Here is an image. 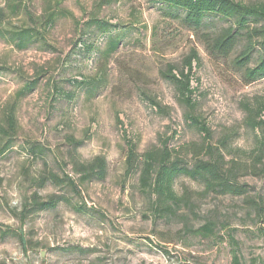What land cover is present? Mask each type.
<instances>
[{"label":"rangeland","instance_id":"374dc122","mask_svg":"<svg viewBox=\"0 0 264 264\" xmlns=\"http://www.w3.org/2000/svg\"><path fill=\"white\" fill-rule=\"evenodd\" d=\"M20 1L12 15L6 0H0L2 27L31 25L25 9L37 17L56 7V1L66 13L46 30V45L40 41L17 50L0 38V122L11 102L17 121L9 147L0 153V263L231 264L235 250L240 264H264V175L239 176L246 190L240 196L207 190L179 176L175 191L187 192L190 204L167 212L138 190L137 172H127L126 164L131 145L141 154L167 140L173 156L192 166V144L198 146L203 138L186 123L189 111L209 127L212 147L221 148L226 138L225 160H247L256 135L243 123L240 102L264 93V78L243 86L228 60L211 57L194 35L166 20L149 0L103 5L102 0ZM94 17L115 25L112 35L121 36L111 55L103 54L110 35L101 38ZM209 22L213 28L223 24L215 18ZM91 45L92 55L86 47ZM193 48L194 104L189 108L178 102L161 72L170 65L185 68ZM35 78V88L17 98V91ZM4 140L0 135L3 149ZM204 154L200 151L199 157L208 158ZM97 156L106 162L104 179H82L75 162ZM53 194L64 200L23 215L25 202ZM249 198L263 211L254 209ZM207 221L215 223L213 236L192 232Z\"/></svg>","mask_w":264,"mask_h":264},{"label":"trees","instance_id":"16d2710c","mask_svg":"<svg viewBox=\"0 0 264 264\" xmlns=\"http://www.w3.org/2000/svg\"><path fill=\"white\" fill-rule=\"evenodd\" d=\"M112 1L116 0H102L100 5L109 4ZM149 1L157 5L166 20L178 24L194 35L211 57L221 61L228 60L239 74L243 86L264 78V3H245L237 0ZM5 3L12 15H16L22 5L20 0H6ZM25 13L31 20V25L23 24L16 30H12L0 24V38L9 41L17 50L28 49L40 41L46 45L44 37L46 30L66 12L59 9V2L56 1V7L49 6L40 16L34 17L28 9H25ZM3 17L0 8V20ZM210 18L222 22V26L213 28L210 26ZM91 21L100 29L101 38L110 35L103 54L104 56L111 55L121 42L120 35H112L114 30L110 27H115V25L95 17ZM86 47L92 55L93 45ZM257 49L260 53L256 60H253ZM196 58L197 54L193 48L186 58L185 68L177 69L170 65L161 72V77L174 86L178 102L189 108H192L194 104L192 100L194 90L190 85V75L192 61ZM175 70L177 71L174 72ZM35 85L36 78L26 81L17 91V98L24 97L35 88ZM154 104L158 105L156 102ZM240 107L244 114L245 127L251 129L256 135L255 146L249 152L247 160L241 161L234 157L225 160L226 138L220 142L221 148L212 147L209 143L211 138L209 127L205 121L189 111L184 115L186 123L194 126L203 138L198 146L192 144L195 147L193 153L196 158L193 165H182L178 157L173 156L172 150L168 148L167 140L161 148H150L141 154H137L131 145L126 155L127 172H137L138 190L153 196L156 206L167 212L175 211L181 205L190 204L187 192L178 194L175 191L174 182L179 176L199 181L207 190L221 194L244 195L246 190L243 185L238 184L237 178L245 174L264 175V93L255 94L250 100L241 101ZM1 112L0 135L6 140H4V149L0 147V153L9 147L8 142L17 128L14 102L6 104ZM69 140L72 145H78L73 138ZM200 151L204 152V156L208 158H200ZM75 165L82 172V179L102 180L106 175V162L101 156L85 164L77 161ZM50 179L56 181L57 177L51 174ZM67 181L68 186L74 192H80L78 185L70 178H67ZM61 200H64L63 196L53 194L45 201L34 200L29 204L25 202L23 215L52 209ZM248 201L254 209L263 211L261 203L251 198ZM214 229L215 223L207 221L192 232L202 238H209L214 235ZM231 264H240L235 250L232 251Z\"/></svg>","mask_w":264,"mask_h":264}]
</instances>
